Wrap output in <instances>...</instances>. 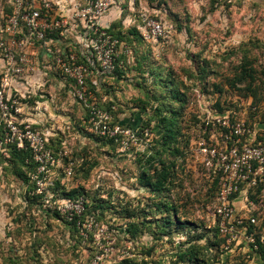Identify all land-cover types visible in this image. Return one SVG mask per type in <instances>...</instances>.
<instances>
[{
    "label": "rangeland",
    "instance_id": "obj_1",
    "mask_svg": "<svg viewBox=\"0 0 264 264\" xmlns=\"http://www.w3.org/2000/svg\"><path fill=\"white\" fill-rule=\"evenodd\" d=\"M48 1L53 19L66 18L74 28L80 29L84 20L78 14L96 0ZM107 3L106 12L100 18L88 20L100 25L114 43V68L117 66L120 71L97 89L96 102L89 101L86 105L105 111L115 107L111 111L112 121L128 128L139 118L136 128H132L138 132V150L133 148L131 153H126L119 146H108L96 138L86 122L88 108L67 92L70 83L45 73L44 67L50 62L43 57L41 45L28 46L26 52L41 76L31 88L25 87L26 94L20 90L22 84H13L19 86V99L23 100L22 93L26 95L22 101L25 102L23 118L44 139L46 157L42 160L44 171L38 174L39 165L31 151L36 169L30 167L29 159L24 161L29 164L24 167L6 149L0 150V264H91L92 242L83 244L79 232L76 234L66 226L62 219H67L60 208L57 211L60 217L53 213L57 207L54 194L79 187L89 199L106 201L108 209L103 222L108 227L98 222L108 228L114 248L119 251L112 256V261L117 256L120 261L124 252L129 253L128 258L134 264H175L174 256L187 241L188 233L193 235L192 229L176 233L172 227L171 235L159 240L147 231L131 240L115 230L126 225L124 215L117 212L127 206L145 209L147 204L157 203L164 197L167 204L175 205L181 221L196 224L198 233L213 240L218 218L215 210L219 204L218 192L211 190L215 161L211 167L210 156L200 151L199 143L203 142L206 150L215 148L225 153L229 130L223 121L227 125L244 126V135L237 139L242 143L257 144L264 140V83L260 84L256 98L243 90L245 85L232 89L226 84L227 79L238 74L242 64L254 70L259 83L264 81V0L248 3L107 0ZM17 9L16 0H0V37L3 39L6 20ZM149 21L161 23L167 38L147 40ZM110 25L122 36L118 43L104 28ZM95 78L92 76L91 80ZM176 92L185 102L180 127L190 140V147L184 162L178 163L177 180L170 192L152 197L139 186V156L133 155L147 146L143 131H148L149 143L154 138V133L144 128L147 122L155 127L153 109L157 106L169 111L178 108L173 102ZM261 185L259 192L253 190L252 200L247 189L242 191L235 211L237 219H254L264 236V182ZM245 199L253 205L249 206ZM149 212L154 219L170 217L167 213ZM234 225L237 239L221 245L217 264H258L250 249L251 235L238 227L242 225ZM148 249H152L150 256L146 255ZM215 253L210 251V258Z\"/></svg>",
    "mask_w": 264,
    "mask_h": 264
},
{
    "label": "built area",
    "instance_id": "obj_2",
    "mask_svg": "<svg viewBox=\"0 0 264 264\" xmlns=\"http://www.w3.org/2000/svg\"><path fill=\"white\" fill-rule=\"evenodd\" d=\"M238 1L248 3L254 0ZM16 3L18 9L14 15L7 18L3 30L6 38L0 37V150L9 146H14L17 150L29 149L33 154V159L39 165L37 173L41 174L44 171L42 160L46 157L44 139L33 128V124L23 118L25 102L22 101L26 99V95L22 93L23 100H21L18 98L19 90L12 89L13 82L25 85L27 89L31 88V84H28L30 79L39 74L34 67L32 58L26 52V48L41 42L39 45L45 51L48 60L52 59L62 75L73 82L75 99L85 105L92 95L86 86L89 70L86 66L76 62L74 54L64 56L60 49H51V41H46L47 33L59 30L61 31L60 35H63V30L71 25L66 18L60 20L52 18L53 9L48 0H16ZM107 6V0L92 1L87 8L81 10L78 17L87 22H90L88 18L96 20L106 12ZM93 26L96 38L87 46L91 49L90 59L98 64V70L102 73H110L114 70V43L101 30L100 25L93 24ZM146 30L145 38L147 40L157 41L167 38V33L159 22L149 21ZM92 84L96 85V82L93 81ZM24 93L26 94V91ZM40 94L42 93L40 92ZM86 107L88 108L86 122L91 133L112 140L121 151H129L133 148L138 150L137 129L134 130L112 121L111 111H115V107L112 106L109 111L101 110L93 105H86ZM222 123L229 130L225 153H219L215 148L206 150L203 142L199 144L200 151L210 156L212 163L209 165L211 167L215 161L213 168L216 170L214 172L219 175L217 197L219 204L215 214L220 219L221 234L227 236V242L230 243L237 239L234 223L241 225L243 221L236 217L231 196L241 192L242 187L244 190L253 189L264 182V141H259L257 144L242 143L237 139L244 135V126L240 124L227 125V122L224 121ZM142 135H144L145 145H148L150 141L147 140L148 131H143ZM229 142L232 144L231 146L228 145ZM246 202L249 206L253 205L247 199H245ZM59 208L68 221H72L74 218H83L86 211L82 198L61 201ZM249 220L255 224L254 219L249 218ZM77 227L83 244L92 242L94 255L91 258V264H124L130 259L128 258L129 253L123 252V258L120 261L119 256L114 257L115 260L112 261V256L116 255V252L119 254V251L114 248V241L108 228L99 223L94 216H85L77 222Z\"/></svg>",
    "mask_w": 264,
    "mask_h": 264
},
{
    "label": "trees",
    "instance_id": "obj_3",
    "mask_svg": "<svg viewBox=\"0 0 264 264\" xmlns=\"http://www.w3.org/2000/svg\"><path fill=\"white\" fill-rule=\"evenodd\" d=\"M82 23L83 24L81 25L80 29H78V27L77 30L73 29L72 27L74 25L71 24L63 30V35H60L61 31L57 30L50 34L47 33L45 39L48 42H52L51 49H60L61 52H63L64 56L68 54H74L76 56V62L88 68L89 75H87L86 77V86L92 94L88 98L89 103V101L96 102L98 90L103 87L104 78L117 75L119 74L120 70L117 66L110 73H102L100 70H98L99 68L96 67L95 62L90 59L91 49L90 47H87L91 42L94 41V26L91 22L84 21ZM114 27L115 26L110 25L108 28H104L106 29L107 34H109L113 39L117 40L118 43L119 41H121L122 36L118 30L114 29ZM49 60L50 65L44 67L45 73H48L51 77L61 82H66L67 84L70 83V85H67V92L73 98H75L72 86L73 82L62 75L60 70L55 67L52 59L49 58ZM246 66L248 67V65L242 64L239 67L238 74L233 76L232 78L227 79L226 84L232 89H235L236 87L238 89L237 85H245L243 90H245L249 96L256 98V95L260 94V84L264 83V81H261L259 83L254 74V70H252L251 68H247ZM92 76L96 77V85L92 84ZM173 99V102L177 103L178 108L175 107L173 108V110L169 111L167 109L161 110L157 106L153 109L154 115L152 116V119L157 121L155 127L149 126V122H147L145 124L147 127L144 128L150 129L151 132L154 133V138H152L151 143H149L147 146H144L145 148L142 151L138 152L136 150L137 152H135V155H133L139 156V159L137 161V165L141 169L138 177L139 186H141V188L145 191L150 192L152 197H161L164 194L170 192V188L177 180V170L179 168L178 163L184 162L187 157V150L190 147V140H188L187 136L183 134L184 132H182V129L180 127V117L182 115L181 109H183L185 103L183 96L176 92L174 93ZM28 102L30 103L31 100ZM87 118L88 114L86 116V121ZM137 121H140V119L137 118ZM141 129L143 130V128ZM96 138L107 143L108 146H116V144L112 140H108L99 136H96ZM228 145L231 146L232 144L229 142ZM6 150L9 152L10 156L12 155L13 157H15V159L19 160L22 166L25 167L29 165L27 163H24V161L29 159L31 162L30 167L36 169L37 164H34L32 162L31 152L29 149L17 150L14 146H9L6 148ZM132 151L133 150H129L126 153H131ZM212 177L213 183L211 184V190L215 191L217 194L219 190V175L216 172H213ZM26 179L28 181V178ZM241 189V192H237L233 194V196H231V202L234 210L237 209L235 203L238 200L239 195H242V191L245 192L246 190H244L243 187ZM261 189V184H258L253 189H247L250 199H253V190H255V192H259ZM54 195V199L56 200L55 204L57 205V207L55 208L53 213L56 216L60 217L57 211H59L58 208L61 201L76 200L78 198H82L84 200L86 208L84 216L91 215L94 216L97 221H105V211L107 208H105L106 201L96 199L95 197L89 199L87 193L82 187L70 190L68 192H61L60 194L57 193ZM149 201L152 200L150 199ZM165 201V198L161 197V201L157 203L152 202L147 204V210L146 208L134 210L131 209L130 206L123 207V209L117 213H121L124 215L123 219L126 222V225H124L123 228H120V230L119 228H115V230H117V233L120 231L119 235H128L131 240L137 239L139 235H142L148 231V233L155 240H159L164 236H170L172 227H175L176 233L182 232L185 229H192L193 235H189L188 233L187 241L174 256L175 264L219 263L218 259L221 253V250H219V248L222 244H225L227 242L228 238L227 236L222 235L220 232V219L217 218V226L214 229L213 240H210L208 238H205L206 235L204 233H198L199 227L196 224L188 221H181L178 217V211L175 205L173 203L167 204ZM150 210L156 211L155 215H164L165 213H167L170 214V217H168L166 220H163L161 218L154 219L149 212ZM83 218H74L72 221H67L63 218L62 221L66 224V226H68L73 231H75L76 234H78L79 230L77 227V222L79 220H82ZM104 225L108 227V223H104ZM241 225L242 226L238 227H241L242 230L246 231L247 235H251V238L253 240V243L250 244V249L252 254L254 255V259L258 264H264V236L261 235L259 227L255 226V224H252L250 220L242 221ZM110 228L112 227L110 226ZM201 241H205V244L201 245ZM117 242L119 243L118 238ZM210 251H216L213 258H210ZM151 253L152 249H148L146 255L150 256ZM124 264L134 263L128 260L125 261Z\"/></svg>",
    "mask_w": 264,
    "mask_h": 264
},
{
    "label": "crops",
    "instance_id": "obj_4",
    "mask_svg": "<svg viewBox=\"0 0 264 264\" xmlns=\"http://www.w3.org/2000/svg\"><path fill=\"white\" fill-rule=\"evenodd\" d=\"M73 29H77L76 27L74 28V26L72 27ZM70 34V33H69ZM69 38H71V37H69ZM69 44H71V43H69ZM42 55H43V57L44 58H47V56H46V53H45V51L44 50H42ZM48 59V58H47ZM0 66H1V64H0ZM39 73V72H38ZM38 76H41L40 74H38ZM38 76L37 77H35V78H31L30 79V81H29V84H35V82H38L37 80V78H38ZM106 79H108V78H104V82H105V80ZM37 86V85H36ZM19 86H17V85H14V86H12V89H14V88H16L17 90H19V88H18ZM24 87V88H23ZM22 92L23 91H26V88H25V85L24 86H22V89H20ZM34 91V90H33ZM127 121V120H126ZM137 123H138V121L136 120V122H133L132 124H130V126H132L131 128H136V126H137ZM126 126V125H125ZM129 127V126H128Z\"/></svg>",
    "mask_w": 264,
    "mask_h": 264
}]
</instances>
